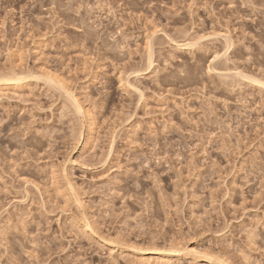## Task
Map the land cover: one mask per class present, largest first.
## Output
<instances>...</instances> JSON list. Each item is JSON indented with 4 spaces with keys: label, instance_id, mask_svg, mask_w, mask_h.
I'll use <instances>...</instances> for the list:
<instances>
[{
    "label": "rangeland",
    "instance_id": "obj_1",
    "mask_svg": "<svg viewBox=\"0 0 264 264\" xmlns=\"http://www.w3.org/2000/svg\"><path fill=\"white\" fill-rule=\"evenodd\" d=\"M12 69L0 264H264V0H0Z\"/></svg>",
    "mask_w": 264,
    "mask_h": 264
},
{
    "label": "bare ground",
    "instance_id": "obj_2",
    "mask_svg": "<svg viewBox=\"0 0 264 264\" xmlns=\"http://www.w3.org/2000/svg\"><path fill=\"white\" fill-rule=\"evenodd\" d=\"M227 43H226V45H224V46H226V51H227V48L229 49L230 48V45H231V43H229L228 44V41L229 40H227L226 38L224 39ZM230 42V41H229ZM194 42H192V43H186V44H182L183 46H186V48L188 47H190L191 48V46H194L195 44H193ZM188 44H190V45H188ZM193 44V45H192ZM228 44V45H227ZM181 44H180V47L182 46ZM179 46V45H178ZM228 46V47H227ZM185 48V49H186ZM184 49V48H183ZM225 53V52H224ZM223 55L224 54H222L221 56L223 57ZM214 56H217V54H215ZM220 56V54L217 56V60L220 58L219 57ZM221 57V58H222ZM213 59L215 60V57H213ZM220 60V59H219ZM152 59L150 58V56L148 57V63L149 64H147V66H150L151 67V65H152ZM11 70V69H10ZM18 70V69H17ZM13 70L12 69V71H7V72H5V73H3L2 72V74L0 73V90L1 89H7V87H14V89L19 85V83L21 82V81H23V80H25V78H26V76H24V74L26 75V73H24V71H23V73L20 71V70ZM211 70V69H210ZM212 71V70H211ZM215 71V70H214ZM238 73V72H237ZM238 74H241V72H239ZM238 74H236L235 75V73L233 74V77L234 76H236L237 77V75ZM226 75V76H225ZM225 75H223L224 77H228L227 76V74H225ZM241 75H243V74H241ZM241 75L239 76L238 75V77L239 78H241ZM46 76V75H45ZM247 76V75H246ZM244 77V75L242 76V78L244 79V80H248V82H251V83H254V82H256L258 85H261L262 87L264 86V82H262V81H264L263 79H262V81L260 82V81H258L256 78L255 79H253L254 77H251V76H248V77ZM51 77H53V76H49V77H47V81L48 82H52L53 83V85L55 84H60V82H59V79H58V81L55 79V78H57V77H53V79L51 78ZM235 77V78H236ZM249 77H251V78H249ZM248 78V79H247ZM27 79V78H26ZM55 79V80H54ZM249 79H250V81H249ZM252 80H254L253 82H252ZM257 80V81H256ZM259 80H261V79H259ZM25 82V81H24ZM255 83V84H256ZM256 84V85H257ZM59 86V85H58ZM259 87V86H258ZM61 90H63L64 89V87H59ZM63 88V89H62ZM13 89V88H12ZM67 91V90H66ZM65 90H63V93L68 97V99H69V102H70V104L73 106V108H74V111L76 112L75 114H81V106L79 105V102L72 96V94H70L68 91L66 92ZM1 92V91H0ZM1 93H3V92H1ZM72 108V109H73ZM83 110V109H82ZM85 112V111H84ZM88 114V113H87ZM85 116H86V114H84ZM83 116V115H82ZM87 116H89V115H87ZM88 118H91V117H88ZM87 120V119H86ZM89 122V121H88ZM93 126V125H92ZM93 129V128H92ZM89 131V130H88ZM92 131V130H91ZM89 134V133H88ZM90 135V134H89ZM81 136V135H80ZM79 138V141L80 140H82V137H78ZM81 142V141H80ZM79 144V143H78ZM83 144V143H82ZM171 251H175V250H171ZM178 250H176L175 251V253L177 252ZM181 251V250H180ZM140 252H143V251H140ZM179 252V251H178ZM142 254V256H144L145 255V253H141ZM149 254V253H148ZM153 254V253H152ZM143 260V259H142ZM141 260V261H142Z\"/></svg>",
    "mask_w": 264,
    "mask_h": 264
}]
</instances>
